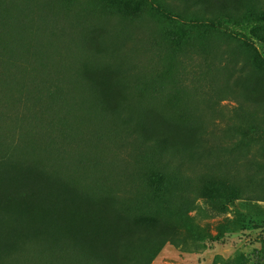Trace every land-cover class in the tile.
I'll return each instance as SVG.
<instances>
[{"label": "rangeland", "instance_id": "rangeland-1", "mask_svg": "<svg viewBox=\"0 0 264 264\" xmlns=\"http://www.w3.org/2000/svg\"><path fill=\"white\" fill-rule=\"evenodd\" d=\"M254 50L264 63V0H0V161L13 154L25 165L0 163V179L14 185L29 175L46 187L57 225L75 220L69 193L102 196L110 182L123 215L175 227L171 242L127 249L136 264H264V131L244 118L240 132L229 131L242 111L218 94L227 67L258 70ZM117 77L125 87L108 92ZM94 83L97 112L82 106ZM121 93L138 111L150 102L190 125L200 116L223 146L238 147L220 148L214 166L205 153L178 170L163 166L102 107ZM256 121L264 126L261 114ZM29 223L16 203H0V264H105L74 237L52 233L50 219L32 221L44 223L39 236L16 234ZM12 230L6 248L1 236Z\"/></svg>", "mask_w": 264, "mask_h": 264}, {"label": "trees", "instance_id": "trees-1", "mask_svg": "<svg viewBox=\"0 0 264 264\" xmlns=\"http://www.w3.org/2000/svg\"><path fill=\"white\" fill-rule=\"evenodd\" d=\"M253 54L257 63L262 55H259L256 50ZM256 67H258L257 71L253 70L252 64H234L226 69L229 84L221 87L218 94L234 100L242 111L241 115H237V123L226 125L231 132L241 131L238 124L242 123L243 118L248 120L252 128L264 131V126L256 121L259 114L264 118V63L260 61V65L257 63ZM121 82L122 79L117 77L114 85L107 87L106 90L112 92V89L125 87ZM94 86L96 93L91 103L83 101L82 106L86 104L89 111L97 112L101 109V99L97 95L99 94L97 87L100 89V86L96 83ZM111 97L107 95L105 99H102L104 104L102 107L107 106L111 116L122 120L127 137L131 139V145L142 148L145 152L151 153V156L156 151L157 160L163 166L175 163L174 165H177L174 169L178 170L185 162L194 163L203 153L209 157L208 162L211 161L208 166H214L213 155L220 148L235 149L238 147L237 143L232 146H223L220 132L213 128L209 132L206 131L200 116L197 117L196 124L190 125L185 121H178L164 115L150 102H146V105L138 111L133 101L123 93L116 100ZM0 163H4L3 166L8 165L10 169L16 167L23 170L25 167L22 161H16L13 158V154L4 157ZM37 169L38 166L29 165L27 167L26 165L28 174L36 173L34 170ZM37 172L41 174L39 170ZM6 176L5 174L0 179V203L3 206L16 203L31 223L37 220L42 222L45 219L56 222L53 227L48 228L52 233L74 237L89 255L102 259L105 264H136L134 259L125 254L127 249L143 245L152 248L160 247L171 242L175 237L174 226L162 227L155 224L154 219L145 217L133 219L123 215L121 192L112 187L110 182L103 187L102 196L99 195L100 192L90 194L85 189L74 191V194L69 193L66 204L70 210H73L75 220L70 225L66 223L57 225V219L46 213L48 209L46 199L49 195L46 187L33 183L29 175L23 178L24 182L14 185L6 184L4 182ZM155 180L157 183L160 181L157 178ZM37 203L42 205L39 214ZM103 204L107 207V211H104ZM31 223L24 230L15 231L16 234L27 236L26 238L31 236V228H33ZM43 224L38 223V226L44 228ZM49 224L50 222L47 221V225ZM42 228H33L36 229L34 235L42 234L39 230ZM15 232L12 230L9 236H1L6 248H9L7 238L11 240ZM73 255L79 256L76 255L74 249ZM151 261L152 259L148 258L142 264H151Z\"/></svg>", "mask_w": 264, "mask_h": 264}]
</instances>
